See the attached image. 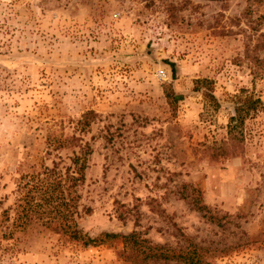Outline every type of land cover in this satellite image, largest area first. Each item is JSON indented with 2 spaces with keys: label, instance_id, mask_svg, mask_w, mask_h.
I'll return each mask as SVG.
<instances>
[{
  "label": "rangeland",
  "instance_id": "obj_1",
  "mask_svg": "<svg viewBox=\"0 0 264 264\" xmlns=\"http://www.w3.org/2000/svg\"><path fill=\"white\" fill-rule=\"evenodd\" d=\"M241 90L261 105L241 150L213 159ZM74 155L88 238L138 232L206 264H264V0H0V264H129L118 240L18 223L21 183Z\"/></svg>",
  "mask_w": 264,
  "mask_h": 264
},
{
  "label": "trees",
  "instance_id": "obj_2",
  "mask_svg": "<svg viewBox=\"0 0 264 264\" xmlns=\"http://www.w3.org/2000/svg\"><path fill=\"white\" fill-rule=\"evenodd\" d=\"M171 75L174 74L173 64L169 63ZM240 94L235 97L233 107V115L228 118L226 125L227 141L217 146H210L211 157L213 159L219 157H234L241 150L243 141V123L246 118L251 117L258 109L257 105H261L258 98H252L251 95L243 94L245 90H241ZM163 96L171 104L174 100L173 91L170 87L163 88ZM201 96L212 102L214 106L218 105L211 91H201ZM93 116L92 112H86L83 118ZM80 122V121H79ZM87 125V122H85ZM75 140L74 136L64 138L68 145L70 140ZM72 169L65 167L61 172L55 164L51 167H43L39 172L31 174L28 180L21 183L20 188H26L17 210V221L21 227L27 225L31 218H35L43 226H49L52 220H58L59 227L68 239L76 241L86 246H97L113 240H118L121 244L122 259L129 264H206L204 259L199 256L195 248H171L162 244H155L146 238H141L138 232L116 233V232H100L94 238H88L83 234L77 224L75 218L79 215L76 208V200L78 195L75 193L78 181L83 178L81 173L84 169V160L79 159L78 155H74L71 159ZM71 169V170H70ZM23 175L21 179H23ZM194 190V189H191ZM196 209H204L203 205L197 204ZM89 209H85L84 213H89ZM33 214V215H32Z\"/></svg>",
  "mask_w": 264,
  "mask_h": 264
},
{
  "label": "built area",
  "instance_id": "obj_3",
  "mask_svg": "<svg viewBox=\"0 0 264 264\" xmlns=\"http://www.w3.org/2000/svg\"><path fill=\"white\" fill-rule=\"evenodd\" d=\"M158 76H159V77H164V76H165V74H164V72H163V71H160V72L158 73Z\"/></svg>",
  "mask_w": 264,
  "mask_h": 264
}]
</instances>
